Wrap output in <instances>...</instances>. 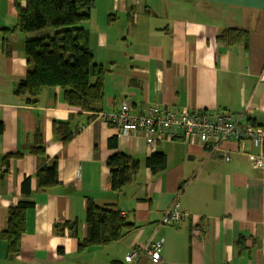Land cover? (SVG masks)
I'll list each match as a JSON object with an SVG mask.
<instances>
[{
  "label": "crops",
  "instance_id": "0c3cea01",
  "mask_svg": "<svg viewBox=\"0 0 264 264\" xmlns=\"http://www.w3.org/2000/svg\"><path fill=\"white\" fill-rule=\"evenodd\" d=\"M16 15L13 0H0V264H264V166L239 160L264 149L248 141L225 142L213 154L181 139L150 145L142 134H119L69 107L60 87H41L28 104L15 89L32 69L24 44L39 33L20 31ZM84 27L105 70L103 111L127 100L135 113L186 107L244 113L264 124V0H94ZM55 121L68 122L67 142L53 134ZM38 142L40 156L30 151ZM114 152L139 163L123 192L109 186L106 161ZM153 152L166 158L156 174L145 164ZM54 163L58 182L41 189L36 173ZM175 200L182 219L159 224ZM20 201L32 205L18 252L8 256L1 234ZM89 202L114 207L132 226L115 241L78 251ZM66 221L76 222L75 235L54 230ZM160 237L158 263L124 260L131 247Z\"/></svg>",
  "mask_w": 264,
  "mask_h": 264
},
{
  "label": "trees",
  "instance_id": "16d2710c",
  "mask_svg": "<svg viewBox=\"0 0 264 264\" xmlns=\"http://www.w3.org/2000/svg\"><path fill=\"white\" fill-rule=\"evenodd\" d=\"M16 8V27L25 33L44 29H56L51 35L37 36L24 44L32 69L16 86L15 93L25 96L28 104L37 102V95L43 86L60 87L63 99L72 108L89 112V118L102 110L104 89V67L94 61L87 46L85 21L90 17L94 0H13ZM239 40L233 39L231 42ZM2 124H0V132ZM52 131L62 143L67 142L73 132L68 122L55 121ZM31 153L43 155L41 143L30 148ZM5 161L8 155L3 158ZM145 164L152 174L164 170L166 158L163 153L153 152ZM109 186L123 192L124 187L135 180L139 163L129 155L114 152L106 161ZM57 167H43L36 177L41 189L57 184ZM25 183V180L24 182ZM32 205L20 201L8 210L7 226L2 232L8 256L18 252L20 237L25 228V211ZM85 222L87 236L77 244L83 251L93 246L106 245L122 237L132 225L112 206L99 207L87 204ZM54 230L63 234L67 230L75 235L76 222L54 224Z\"/></svg>",
  "mask_w": 264,
  "mask_h": 264
},
{
  "label": "built area",
  "instance_id": "2783aa9c",
  "mask_svg": "<svg viewBox=\"0 0 264 264\" xmlns=\"http://www.w3.org/2000/svg\"><path fill=\"white\" fill-rule=\"evenodd\" d=\"M259 79L264 80V66ZM87 114L90 115L89 112ZM94 117L113 125L119 134H142L150 145L157 140L181 139L187 144L208 145L209 153L213 154L219 152L225 142L248 141L252 146L264 149V124L244 120V113L232 114L228 111L207 109L190 111L186 107L171 111L155 106H148L135 113L130 110L129 102L123 100L117 109L100 110ZM81 127L82 123H79L77 130ZM244 155L239 158L241 162L251 163L257 168L264 166L263 154ZM224 159L228 161L229 156L225 155ZM184 214L175 200L163 211L158 223L177 225ZM162 245L163 238L160 237L149 240L141 247L133 246L125 254L124 260L134 263L142 256H147L153 263H158Z\"/></svg>",
  "mask_w": 264,
  "mask_h": 264
},
{
  "label": "rangeland",
  "instance_id": "374dc122",
  "mask_svg": "<svg viewBox=\"0 0 264 264\" xmlns=\"http://www.w3.org/2000/svg\"><path fill=\"white\" fill-rule=\"evenodd\" d=\"M55 30L56 29H44V30H39V31H37V34H38V36H46V35H51V34H53L54 32H55ZM42 32L44 33V34H42Z\"/></svg>",
  "mask_w": 264,
  "mask_h": 264
},
{
  "label": "water",
  "instance_id": "95a60500",
  "mask_svg": "<svg viewBox=\"0 0 264 264\" xmlns=\"http://www.w3.org/2000/svg\"><path fill=\"white\" fill-rule=\"evenodd\" d=\"M121 206H122V208H123L124 210L126 209V203L121 202Z\"/></svg>",
  "mask_w": 264,
  "mask_h": 264
}]
</instances>
